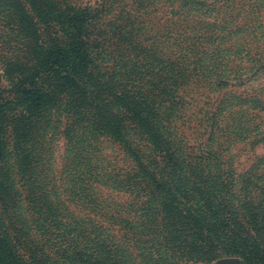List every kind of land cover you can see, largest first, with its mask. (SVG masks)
<instances>
[{
  "label": "trees",
  "instance_id": "trees-1",
  "mask_svg": "<svg viewBox=\"0 0 264 264\" xmlns=\"http://www.w3.org/2000/svg\"><path fill=\"white\" fill-rule=\"evenodd\" d=\"M235 1L0 0V264H264V3Z\"/></svg>",
  "mask_w": 264,
  "mask_h": 264
},
{
  "label": "rangeland",
  "instance_id": "rangeland-1",
  "mask_svg": "<svg viewBox=\"0 0 264 264\" xmlns=\"http://www.w3.org/2000/svg\"><path fill=\"white\" fill-rule=\"evenodd\" d=\"M84 1L94 2V1H98V0H84ZM233 1H235V0H233ZM238 1L239 0H236L235 4H238L239 3ZM256 1H258L260 3H264V0H256ZM240 2L241 3H249L250 0H241ZM254 15H256L258 17V19H259L258 24L261 26V30L264 33V9L260 7V9L258 10V13L256 12V14H254ZM242 69H243V67H242ZM241 73H243V72H241ZM242 79H240V80H242ZM236 84H238V83H236ZM2 85L4 88H6L5 83H3ZM235 91H239V90L236 89ZM193 122H195V120ZM193 122H192V127H193L192 129L187 130V127H185L184 130L186 131V134L188 135V142L191 144H197V143L201 142L203 139H205L206 136L199 137V132H201V131L198 128H195V125ZM58 132H61L60 128H58ZM102 147L104 148L103 153L105 155L109 156L111 159H114L115 157H117V154H118L117 146L112 145L111 143H108L106 141H103ZM48 148L50 149L49 159H50L51 165L53 167L52 175L55 176L57 180L62 179L64 177L63 174L65 172V167H66L65 166V164H66V153H65V151L67 149L66 140L62 137V135L57 134L56 137H54V139L51 141V145ZM239 149H241V146L239 147ZM244 150H245L246 154L245 155L240 154V157H244L242 159L243 161H242L241 165L239 166V169H241V171H243L244 169L247 168V166L250 164V159H253V157L256 155H258V156L261 155L263 152L261 148H257L253 152L249 151L246 147L244 148ZM244 159H247V160H244ZM61 182H62V180H60L58 183L54 184L56 187V190H57L56 195L51 197V200L55 199V202H56V207H54V209L59 213L60 209L66 210L68 208L69 211L72 212L75 216L76 215L80 216L82 213H80V211H79V201L71 199L69 203L66 202L67 200H65V199L68 197L67 196V190H66V188H64L62 186ZM64 193H65V195H63ZM124 198H127V195H125ZM28 215L31 216V214H28ZM118 235H121V234H118ZM228 259L233 260L235 262V264H242V261L238 257H222V258L216 260L215 262H213L211 264H224V261L228 260ZM61 264H67V263H61Z\"/></svg>",
  "mask_w": 264,
  "mask_h": 264
},
{
  "label": "water",
  "instance_id": "water-1",
  "mask_svg": "<svg viewBox=\"0 0 264 264\" xmlns=\"http://www.w3.org/2000/svg\"><path fill=\"white\" fill-rule=\"evenodd\" d=\"M224 264H235V262L231 259L225 260Z\"/></svg>",
  "mask_w": 264,
  "mask_h": 264
}]
</instances>
